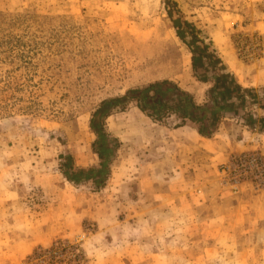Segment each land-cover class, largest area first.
Wrapping results in <instances>:
<instances>
[{"label":"rangeland","instance_id":"374dc122","mask_svg":"<svg viewBox=\"0 0 264 264\" xmlns=\"http://www.w3.org/2000/svg\"><path fill=\"white\" fill-rule=\"evenodd\" d=\"M221 73L255 96L209 137L130 102L79 173L102 101ZM0 264H264V0H0Z\"/></svg>","mask_w":264,"mask_h":264},{"label":"trees","instance_id":"16d2710c","mask_svg":"<svg viewBox=\"0 0 264 264\" xmlns=\"http://www.w3.org/2000/svg\"><path fill=\"white\" fill-rule=\"evenodd\" d=\"M217 63H220L219 59L211 61L213 67ZM212 81L214 86L211 88V105L200 106L196 104L189 93L167 80L152 83L141 89H130L123 96L102 101L90 119V129L98 138L96 153L101 161L100 167L79 173L90 179L95 174V180L100 184L102 183L101 180L108 174L109 167L105 158L112 154V150L107 145L108 137L104 132L103 120L115 108H123L127 103L134 102L141 112L152 119L162 120L174 115L182 121H190L198 125V133L201 136L209 137L216 128L218 115L223 116L225 113L237 115L236 110L244 107L245 95L255 96L253 89H243L229 73H221L215 76ZM219 90L223 91L219 93ZM241 95L242 97H240ZM234 97L241 99L238 104L231 101ZM253 119V116L249 115V120L252 121ZM67 178L71 179L69 176ZM73 181L76 180L73 179Z\"/></svg>","mask_w":264,"mask_h":264}]
</instances>
